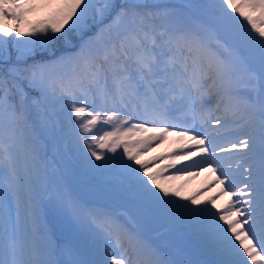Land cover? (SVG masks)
I'll return each mask as SVG.
<instances>
[{
    "label": "snow or ice",
    "instance_id": "obj_1",
    "mask_svg": "<svg viewBox=\"0 0 264 264\" xmlns=\"http://www.w3.org/2000/svg\"><path fill=\"white\" fill-rule=\"evenodd\" d=\"M40 7L50 11L32 24L35 0H0V22H15L0 27V61L13 42L18 61L0 74V264H173L127 209L72 198L56 207L87 232V258L67 247L59 255L73 258H58L42 220V152L58 130L83 145L90 169H116L133 205L190 227L213 264H264V0H42ZM59 45L74 51L57 56ZM237 129L245 135L220 141ZM172 136L180 145L174 154L141 159ZM193 157L200 159L176 167ZM204 170L219 172L208 189L220 186L215 198L171 183ZM223 196L228 202L217 208Z\"/></svg>",
    "mask_w": 264,
    "mask_h": 264
},
{
    "label": "rangeland",
    "instance_id": "obj_2",
    "mask_svg": "<svg viewBox=\"0 0 264 264\" xmlns=\"http://www.w3.org/2000/svg\"><path fill=\"white\" fill-rule=\"evenodd\" d=\"M23 2V0H22ZM99 2V0H98ZM117 3H120L121 0H116ZM149 5L152 4H160V5H168V6H178L182 3H192L199 4L202 3L203 0H146ZM37 5V11L28 17V20L35 24L40 20L45 19V15L48 12V9H44L40 7L42 0H35ZM194 11H199L195 10ZM105 23H108V20H105ZM0 27L5 28L6 30H10L15 27V22L6 21L0 22ZM24 30L27 31V27H24ZM94 31V30H93ZM23 39H38V37H22ZM20 38V39H22ZM76 40V38L74 37ZM12 46V47H11ZM60 46V45H59ZM11 47V48H10ZM58 47V46H57ZM57 50L56 53L62 51ZM64 50V49H63ZM10 58L8 60H12L11 62L6 61V66H12L16 64V51H15V43L9 45ZM65 55H71L73 53V49H65ZM7 69V67H6ZM6 72V70H5ZM105 125H98L97 128L103 127ZM149 127L153 125L149 124ZM236 130L226 131L220 137V141L222 143H226L229 136H231ZM140 137H137L139 139ZM175 137H169L162 145L159 147H155L151 152L147 153L152 154L146 157V160H152L157 156L171 155L174 154L176 150L180 147V145L176 144ZM238 138H234L231 140H236ZM47 150H45V159L46 166L48 167L49 174L48 184L46 190L43 192V212L46 217L49 219L47 228L49 229L51 236H56L58 234L59 238L70 237V244L61 242L59 245V250L65 247H71L73 245V240L71 238V231L76 228L78 225L75 224L68 214L64 212L57 211V205L61 203L63 200L67 198H72L76 201L82 198L84 201L82 202L86 205H97V206H106L110 208H116L119 210H128V214L133 218L134 225L140 226V232L142 236L147 240V242L152 246L153 249L159 254L160 258L171 261L173 264H176L174 257L170 253H163L160 251L159 247L162 245H166V247H161L163 251L168 252L171 248L170 244H175L178 240L188 241L190 245L189 251L192 252L194 242L199 243L198 249H203L201 242L199 239H191L188 240L184 238V234L188 231L189 227L180 222L171 221L170 224H162L166 220L163 218L156 217L152 214L146 213L133 205L127 197L123 194V190L121 188V178L114 168H106L102 170H92L89 168L87 164L86 157L83 151H79L80 153H75L71 150L70 146H68L65 139L58 135L56 139L51 143H47ZM158 152V153H157ZM157 153V154H156ZM224 155H233L232 153H225ZM143 155L142 157H144ZM141 159L143 160L144 158ZM200 159L199 157H193L188 160H180L176 162L177 168H182L186 165L192 164L195 160ZM94 160V158H93ZM95 163H102V161H94ZM171 161H165L160 164V167L164 165H168ZM170 171H175V169H171ZM97 176L95 180L92 178L83 177L84 175ZM167 175V173H165ZM219 175L217 172L215 175L210 172H205L202 175H182L179 179L172 181V185L175 187H182L185 195H195L196 191L202 186L203 188H207V186L211 187L214 183L216 176ZM217 187V188H216ZM208 192V196L206 201L209 198H215L220 194L221 188L220 186H215L211 188V191L206 190ZM45 194V196H44ZM226 196L220 197L219 204L223 205L226 200ZM183 203V201H180ZM89 207V206H88ZM125 218L123 217V221ZM79 227V226H78ZM169 227V228H168ZM186 227V229H185ZM80 228V227H79ZM160 235H163L165 238L160 239ZM54 238V237H53ZM75 239H79L76 242V254L78 259H86L87 258V248L89 246V239L84 237L83 229L80 228L79 234L75 237ZM160 240V241H159ZM54 241V239H53ZM72 244V245H71ZM158 244V245H157ZM74 246V245H73ZM166 249V250H165ZM60 259H72L73 257H65L59 255ZM74 253V252H73ZM207 256V253H204ZM187 253L183 252L180 256V260L185 258L184 256ZM183 256V258H182ZM74 257L76 258L75 254ZM208 258L211 255L207 256ZM192 264V263H191Z\"/></svg>",
    "mask_w": 264,
    "mask_h": 264
},
{
    "label": "bare ground",
    "instance_id": "obj_3",
    "mask_svg": "<svg viewBox=\"0 0 264 264\" xmlns=\"http://www.w3.org/2000/svg\"><path fill=\"white\" fill-rule=\"evenodd\" d=\"M254 134H255V133H254ZM232 135L234 136V138H235V137L240 138V137H242V136L245 135V131H244V130L237 129ZM257 135H258V134H257ZM240 154L243 155V153H240ZM205 172L207 173V172H209V170L201 171V172H199L198 175H202V176H203V175L205 174ZM195 176H197V175H195ZM200 192H203V193H204V196L202 197V199H203L204 201H206V198H207V196H208V193H213V192H208V191H206V189H204L202 186L199 188L198 191H196L195 194H199ZM235 199H237V198L234 197L233 200H235ZM218 200H219V199H218ZM218 200H217V208H223V207L227 204V202H228V200H226V201L223 203V205H220ZM170 222H171L170 220H166L165 222H162V224H160V225H164V224H167V223L170 224ZM168 228H169V227H168ZM185 236H186L188 239H191V238H198V237L196 236V234L194 233V231H193L191 228H189V230H188V232L185 234ZM204 253H207V256H208V255H211V254H210L209 252H207L205 249H204V250H196V251H195V254H198V256H197V260L199 261V264H213V261H214L215 257L211 255V259H210V260L202 259L201 256L204 255ZM182 258H183V256H182Z\"/></svg>",
    "mask_w": 264,
    "mask_h": 264
},
{
    "label": "trees",
    "instance_id": "obj_4",
    "mask_svg": "<svg viewBox=\"0 0 264 264\" xmlns=\"http://www.w3.org/2000/svg\"><path fill=\"white\" fill-rule=\"evenodd\" d=\"M50 10H48V12H49ZM48 12L46 11V13L48 14ZM47 14L45 15V17L47 16ZM94 31L96 30L95 28L93 29ZM23 39V38H22ZM73 41L75 42V39H74V37H73ZM12 47V46H11ZM10 47V48H11ZM60 48H62V49H68V48H66L65 46H63V45H60V46H58L57 47V50H61ZM66 52V51H65ZM64 51L61 53V55H64V54H66ZM38 58H40V57H38ZM44 60H49L50 58H49V56L47 55V54H45L43 57H42ZM7 61H9V62H11L12 60L10 59V60H7ZM16 63H18V61H16ZM22 63V62H21ZM29 63H31V60H29ZM6 61H0V74H3V73H5V70H6ZM10 67V66H9ZM8 67V68H9ZM34 94V93H33ZM58 132V135L59 136H61L63 139H67L66 137H65V134H63V133H60L59 132V130L57 131ZM67 144L70 146V148H71V150L72 151H74L75 153H77V152H79V151H82L81 149H82V147H83V145H80V146H76L75 144H70V142H69V140L67 139ZM44 147H45V145H44ZM122 151V149H118V151H117V153L115 154V155H120V152ZM113 154L112 153H106V156H112ZM43 163H44V161H43ZM84 177H86L87 179L88 178H92L93 180H95V177L94 176H88V175H85ZM78 202L79 203H81L82 205H84L80 200H78ZM87 206V205H86ZM89 207H96V208H100V209H102V207H98V206H89ZM43 215V214H42ZM42 220H43V222L45 223V225H48L47 223H48V219H47V217L45 216H42ZM48 229V228H47ZM48 231H49V229H48ZM51 236V235H50ZM52 239H55V238H52Z\"/></svg>",
    "mask_w": 264,
    "mask_h": 264
}]
</instances>
